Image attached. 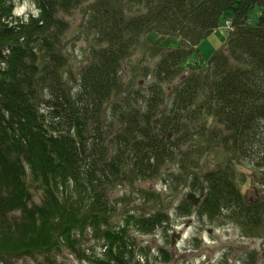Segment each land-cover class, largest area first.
<instances>
[{
    "label": "trees",
    "instance_id": "16d2710c",
    "mask_svg": "<svg viewBox=\"0 0 264 264\" xmlns=\"http://www.w3.org/2000/svg\"><path fill=\"white\" fill-rule=\"evenodd\" d=\"M31 1L35 15L17 21L14 0H0V263L54 264L61 247L106 232L110 259L128 264L135 246L125 222L150 233L170 218L156 208L160 216L132 214L112 228L111 190L158 176L203 197L197 207L184 202L180 217L228 219L264 235V197L253 203L239 187V167L264 172V0H94L77 74L62 14L87 0ZM256 7L261 16L252 24ZM227 21L234 28L208 67L184 76L185 60ZM147 33L161 58L141 64L144 52L138 62L149 81L140 93L124 69ZM155 34L186 45L165 52ZM169 165L176 171L166 181ZM32 190L42 192L40 204Z\"/></svg>",
    "mask_w": 264,
    "mask_h": 264
},
{
    "label": "rangeland",
    "instance_id": "374dc122",
    "mask_svg": "<svg viewBox=\"0 0 264 264\" xmlns=\"http://www.w3.org/2000/svg\"><path fill=\"white\" fill-rule=\"evenodd\" d=\"M93 1H84L72 12L62 14L70 23L67 33L68 47L65 48L69 67L76 74L86 63L84 50L90 41L80 34V31L85 20L86 10L91 5L89 3ZM14 4V18L17 21L37 12L36 5L31 0H14ZM136 9L138 6L134 10ZM231 16H233V11H227V17ZM260 16L259 8H254L249 13L250 22L258 23ZM232 24L233 22L230 21L226 28L218 29L199 45V53L196 52L185 60L183 64L184 72L186 71L184 76L208 67L214 52L226 43L230 31H232ZM148 37V33L141 37V50L136 51L125 61L124 69L125 79L133 81V87L143 93L146 92L149 81L143 78L138 62L142 59L144 52L146 60L141 64L153 66L161 58L154 56L159 49L149 42ZM154 39L165 52L186 45L177 35L158 34L156 36L155 34ZM154 48L155 51H153ZM181 81L182 77L174 82L166 81L164 88L168 90ZM163 170L167 181L173 178L172 171H176V168L174 165H169ZM239 170L243 173L242 181L239 183L242 194L251 202L258 203L264 197L263 170L259 172L260 176L255 174L252 168L239 167ZM158 178L159 176L151 181L136 180L130 181V183L124 181L122 185H117L111 190L110 198L116 205L114 219L113 221L110 219L112 228L120 226L121 223H124L125 218L132 214L140 215L149 212L150 215L160 216L163 211L156 210V208L166 210L170 218L165 226L153 229L150 233L133 228L130 219L125 222L126 228L129 229L126 242L133 241L135 246L133 260H126L128 264H264V235H257L256 231L251 228L244 231L240 224L230 222L228 219L216 222L207 216L203 219L198 214L188 218L180 217L177 212L180 213V206L187 201L186 197L191 192L190 188H186V183L179 179L174 183L167 181L169 185L165 184V180ZM32 191L34 192V201L40 204L42 192ZM155 219L159 218L155 217ZM125 226L121 228L125 229ZM179 232H183L184 238L173 244L174 234ZM85 234V238L73 243L71 248L64 246L60 251L53 252L51 259L55 262L54 264H96L98 260L103 261L98 264H114L108 251L105 250L106 243H108L106 232H103L101 237H96L92 232ZM42 263L44 261L41 258H26L13 261L11 264Z\"/></svg>",
    "mask_w": 264,
    "mask_h": 264
},
{
    "label": "water",
    "instance_id": "95a60500",
    "mask_svg": "<svg viewBox=\"0 0 264 264\" xmlns=\"http://www.w3.org/2000/svg\"><path fill=\"white\" fill-rule=\"evenodd\" d=\"M188 199L191 200L195 206H198L202 200V198L199 197L198 195H196L194 192H190L188 194ZM174 238H175V236H174ZM128 262H129V260H128Z\"/></svg>",
    "mask_w": 264,
    "mask_h": 264
},
{
    "label": "bare ground",
    "instance_id": "6f19581e",
    "mask_svg": "<svg viewBox=\"0 0 264 264\" xmlns=\"http://www.w3.org/2000/svg\"><path fill=\"white\" fill-rule=\"evenodd\" d=\"M195 194H196V193H195ZM196 195H198V194H196ZM199 197H202V196L199 195ZM186 198H187V201H188V200H189V199H188V195H187ZM188 202H191V203L193 204L194 207H197V206L194 205V203H193L191 200H189ZM185 218H188V217H185ZM157 228H159V226H158ZM174 236H175V238L173 239V244H175L176 241L180 242V241L184 238V236H183V232L175 233ZM198 240H199V239H198ZM198 242H199V241H198Z\"/></svg>",
    "mask_w": 264,
    "mask_h": 264
},
{
    "label": "built area",
    "instance_id": "2783aa9c",
    "mask_svg": "<svg viewBox=\"0 0 264 264\" xmlns=\"http://www.w3.org/2000/svg\"><path fill=\"white\" fill-rule=\"evenodd\" d=\"M227 22H230V21H227ZM232 29H233V24H232Z\"/></svg>",
    "mask_w": 264,
    "mask_h": 264
},
{
    "label": "clouds",
    "instance_id": "9594fccd",
    "mask_svg": "<svg viewBox=\"0 0 264 264\" xmlns=\"http://www.w3.org/2000/svg\"><path fill=\"white\" fill-rule=\"evenodd\" d=\"M233 27H234V25H233Z\"/></svg>",
    "mask_w": 264,
    "mask_h": 264
}]
</instances>
